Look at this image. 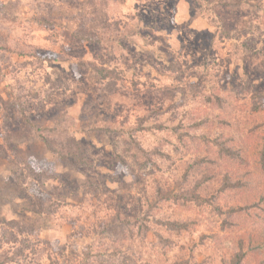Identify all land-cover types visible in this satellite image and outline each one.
I'll use <instances>...</instances> for the list:
<instances>
[{
  "label": "rangeland",
  "instance_id": "obj_1",
  "mask_svg": "<svg viewBox=\"0 0 264 264\" xmlns=\"http://www.w3.org/2000/svg\"><path fill=\"white\" fill-rule=\"evenodd\" d=\"M226 1L0 0V228L5 220L23 218L35 225V236L47 241L48 251L65 247L70 255L69 251L91 245L92 251L100 249L116 264L122 263L115 246L124 250L129 243L138 264H174L181 257L196 264H221L234 246V236L246 230H220V222L230 220L226 211L236 199L224 195L210 199L214 186L195 191L202 198L196 201L190 199L194 189L190 181L177 187L179 191L174 189L181 194L178 200L155 211V219L186 220L187 230L179 234L166 231L153 219L144 236L134 227L133 237L124 240L119 239L122 230L116 235L104 225L119 207L131 215L137 197L143 204V194L150 195L152 184L163 188L168 182L173 188L176 179L182 180L198 151L182 146L174 127L197 135L209 130L211 136L239 135L233 126L219 127L214 116L220 109L207 101L206 94L228 93L230 107L235 106L236 113L242 110L239 118L251 122L250 111L242 106V102L250 104V94L229 89L232 82L239 85L237 78L249 62L235 49L247 50L246 44L255 50L264 44V0ZM46 3L55 7L53 21L64 25L49 27L34 20L45 14ZM77 60L116 70L121 77L117 90L109 92L107 79ZM47 76L56 85L47 82ZM248 83L252 91L264 79L256 72ZM15 94L25 99L26 113L35 126H63L79 138L91 163L70 166L45 150L17 112ZM246 123L233 124L240 131ZM133 136L144 148H158L166 155L138 175L132 171H138L137 165L127 149ZM14 153L51 165L57 177L46 178L43 169L41 183L19 177L24 173L10 160ZM119 154L125 170L116 163ZM112 169L119 173L112 174ZM66 173L73 193L60 187L52 193V185H62L59 180ZM9 180L24 193L1 188V182ZM74 181L77 185L69 183ZM54 200L58 203L50 213L32 209ZM158 234L167 240L160 242ZM210 234L218 238L199 244L201 236ZM42 261L46 263L44 256Z\"/></svg>",
  "mask_w": 264,
  "mask_h": 264
},
{
  "label": "trees",
  "instance_id": "obj_2",
  "mask_svg": "<svg viewBox=\"0 0 264 264\" xmlns=\"http://www.w3.org/2000/svg\"><path fill=\"white\" fill-rule=\"evenodd\" d=\"M61 1L66 2V0H59V2ZM224 3L229 2L224 0ZM46 6L45 14H40L34 20L49 27L57 24L64 25L53 21L54 5L46 3ZM221 6L228 7L227 4H222ZM245 45L243 47L247 50L235 49L240 50V58L246 61V57L248 56L249 59V62H246V66L243 68L244 71L241 76L237 78L242 89H239L237 83L232 82L229 91H241L239 93L250 94L248 96V103L250 104L246 106V101L242 102V106L244 108L247 107L250 111L251 122L246 123L239 118L242 110L236 113L235 106L233 108L230 107V96L228 93L224 95L217 90V92L213 91L206 94L207 101H212L220 109L219 115L214 116L219 127L233 126L239 135L232 136L220 132L211 136L212 132L210 130V133L204 132L197 135L196 133L181 132L179 131L180 128L174 127L176 140L182 146H185V148L194 146L196 151H198L197 155L188 163L182 180L180 181L175 178L176 182L172 186L173 188L170 187L171 184L168 182H164L163 188L160 183L152 184L148 190L150 195L143 194L145 197L144 203L146 202L145 204L143 203L144 206L142 203H139L140 197H137L136 209L131 215L123 212L120 207L117 208L109 216V222L104 225L107 231L117 232L118 229L119 231L122 230L123 237L119 236V239H128L129 237H133L135 227L138 233L142 232V236H144L149 230L150 221L155 219L153 216L155 211L160 209L162 204L178 200V197L181 196V194H178L179 192L175 193L174 189L179 191L190 181H193L194 189L191 190L193 198L190 199L196 201L202 199L199 195L195 194V191L197 192V190L207 185L214 186L209 196L210 199H216V197L218 198L221 195L236 199L235 204H232L226 211L230 214V220L227 218L222 220L219 228L222 231L229 232L238 228H243L246 231L242 235L234 236V246L229 254L221 259V264H264V84L256 85L250 91L248 83L252 73L257 72L264 79V44L255 50L247 48ZM76 62L79 65L92 69L101 78L107 79L105 86L109 92L117 90L119 75L116 70L95 64L94 62L86 65L83 60H77ZM249 63H253L254 67L247 68ZM232 78H234L233 75H231ZM47 82L51 85H56L48 76ZM237 95L238 93H236V97ZM24 100L20 94H15L13 103H16L17 112L29 124L34 136L41 141L45 150L53 153L57 156L58 160L70 166L78 167L91 163L92 160L82 141L63 126H35L26 113ZM230 121L235 122L236 125L238 122L246 124L242 128L243 130L238 131L239 129L236 125ZM205 122L206 120H203L199 124L202 125ZM186 137L190 141H187ZM7 139L9 138L6 136ZM127 149L132 152L134 162L137 165L138 171L132 170L135 175H138V172L142 174V171H146L152 165L154 166L158 156H166L158 148H144L135 136L130 137V147ZM10 160L19 167V172L23 171L24 174H20L19 177L33 178L34 182L39 180V183H41V169L46 171V178L57 177L58 174H55L54 169L49 164L28 160L15 153L14 157ZM116 163L119 164L120 169H126V162L120 154L116 156ZM111 173L115 175L119 171L112 169ZM86 180L92 183L91 178L86 177ZM59 181L62 185H52V193L55 191L59 192V187L61 191L73 193L69 184L67 185L66 183L70 181L69 174L66 173L63 180ZM10 182L12 181H2L1 188L24 193V190L18 189L17 186ZM69 183L77 185L75 181ZM204 184L205 186H202ZM142 189V193H145V186ZM57 203L58 200H54L53 202H47L41 209L37 210L35 207H32V209L39 213L41 210L50 213L53 211V205ZM216 210L218 213L221 212L219 206L216 207ZM155 221L162 225L166 231H175L179 234L181 231L187 230L188 222L183 219L160 220L159 218L155 219ZM0 229V264H116V262L114 263L112 260L105 258L106 255L100 249L92 251L91 245L83 247L80 252L69 251L70 255H67L65 247L57 248L53 246V250L48 251L46 247L47 241L40 240L35 236L37 231L35 225L29 221H25L23 218L5 220ZM216 238H218L217 234L203 235L199 239V244L206 243L205 239L215 241ZM158 239L160 242L167 240L162 234H158ZM125 245L124 250H121L122 245L115 246V255L116 252L121 254L120 261L122 264H138L137 258L134 255L135 251L131 249V243ZM129 250L132 252H128ZM43 256L46 259V263L42 261ZM192 261L189 257H181L176 259L174 264H196Z\"/></svg>",
  "mask_w": 264,
  "mask_h": 264
}]
</instances>
